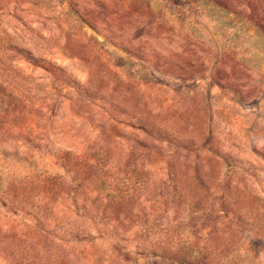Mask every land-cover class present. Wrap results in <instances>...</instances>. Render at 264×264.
Masks as SVG:
<instances>
[{"label":"rangeland","instance_id":"374dc122","mask_svg":"<svg viewBox=\"0 0 264 264\" xmlns=\"http://www.w3.org/2000/svg\"><path fill=\"white\" fill-rule=\"evenodd\" d=\"M0 264H264V0H0Z\"/></svg>","mask_w":264,"mask_h":264}]
</instances>
